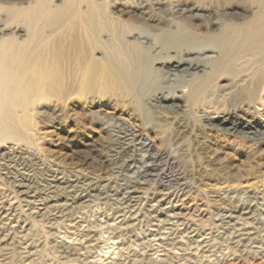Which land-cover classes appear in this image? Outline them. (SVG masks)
I'll use <instances>...</instances> for the list:
<instances>
[{
	"label": "rangeland",
	"instance_id": "374dc122",
	"mask_svg": "<svg viewBox=\"0 0 264 264\" xmlns=\"http://www.w3.org/2000/svg\"><path fill=\"white\" fill-rule=\"evenodd\" d=\"M262 1L0 0V23L20 30L0 40V70L15 68L12 81L34 79L21 63L50 56L54 41L72 57L79 47L91 53L88 7L98 26L92 58L103 71L124 62L136 75L131 92L96 82L86 89L65 58L57 70L63 94L37 89L27 102L2 85L0 108L9 102L11 112L0 114V209L19 225L0 222L5 264H257L260 254L248 241L229 242L219 220L250 204L252 226L264 228V42L263 30L250 31ZM183 28L192 38L178 44ZM219 33L224 44L212 43ZM74 38L76 49L67 45ZM177 62L205 72L173 68ZM162 94L166 103L154 101ZM229 112L263 128L242 136L205 122ZM131 186L138 198L124 220H110ZM158 193L167 196L162 204L151 201ZM181 198L206 205L202 225L175 218ZM158 228L162 251H145Z\"/></svg>",
	"mask_w": 264,
	"mask_h": 264
},
{
	"label": "bare ground",
	"instance_id": "6f19581e",
	"mask_svg": "<svg viewBox=\"0 0 264 264\" xmlns=\"http://www.w3.org/2000/svg\"><path fill=\"white\" fill-rule=\"evenodd\" d=\"M262 3H264V1H262ZM95 7H96V5H95ZM263 8H264V4H263ZM263 8L261 9L262 13L260 14L259 21H257L253 26L250 27V31L254 30L256 32L258 29L263 30L260 34L259 39L264 42V9ZM42 12L44 13V11H42ZM38 13H41V12H39V10H38ZM60 18H61V14H60V17H58V22H59ZM86 20L89 21L88 24H85V25H88V27H89V33L87 31L86 32L90 36V41L92 40L91 41V53H92V51L94 50L95 45H96L95 44L96 43L95 32H96L97 27H98L97 26V15H96V11L94 8L88 7V12L85 15V17H82V22L87 23V22H85ZM0 22H2V21H0ZM71 29H72V27H71ZM184 29L185 28H183V31H181V33L174 36V37H177L176 39H177L178 44H179V41H182V43H183L184 41H186V40L189 41L192 38V36L188 32V29L186 28L187 31L186 30L184 31ZM17 30H19V29H17V28L9 29L4 24L0 23V40L1 41L5 40L6 36H12L13 33L16 32ZM180 30H182V29L180 28ZM245 35H246V33H245ZM248 37H249V34H248ZM71 38H73V37L71 36ZM223 39H224L223 33H219L218 35L211 37L210 40L212 41V43L219 45V44H224V43H222ZM57 41H59V40H57ZM57 41H54L52 43L53 50H52V54L50 56L47 57L44 55V53L40 52L35 57L33 62L28 63V61L27 62L23 61L21 63V65L25 64L26 67H28V68H30V67L34 68V75H35L34 79L28 81L27 79L23 78L24 82L22 84H20V83H17L15 81H12V79L10 78L11 74H14V72L16 74L15 68H12V72H11V70H9L7 68L10 71V73L9 72L3 73L0 70V90H1L2 85H5V87L7 89V94L9 95V98L19 99L20 97L23 96L27 100V102L29 100H31L30 98H33L32 96H33L35 90H37V89L38 90L40 89V91H41V89H44L45 91H53V92L58 93V94H63L64 83H65L64 82V76L61 73H59L60 71L57 72V70L59 68H61V65H60L61 60L66 58L65 60H67L68 64L69 63H75L77 65V67L81 69L82 77H83L82 83L84 85L83 87H85L86 89H89L91 87V85L94 82H96L97 84H100L101 86L105 85V88H107L106 86H109V84H113L114 86H116L117 88H119L125 92H131L130 91L131 90V84L133 81H135L136 75L133 73L130 74V73L126 72V70L124 69L125 68L124 62H122L120 60L122 63H120L119 65L113 66V67L108 68L107 70L103 71L99 67L98 62L94 58H92L91 53L89 52L88 49H86L84 47L81 49H80V47L78 48L80 43L77 42L76 38L72 39L69 44L66 43L68 46L70 45L73 49L78 48L77 49V55H78V53H80V55L76 56V54H74L75 57H72L73 56L72 54L74 52H69L68 50H66V47L61 46L59 44V42H57ZM68 41H69V39H68ZM171 42H176V40L172 39ZM66 44L64 43L65 46H66ZM5 51H6V48L0 46V68H3L4 67L3 65L5 64L4 60H6V59H3V54ZM74 51H76V50H74ZM138 58L141 60L142 63L145 62V60H146L145 53L143 54L141 51H139ZM172 67L179 69V70H183L185 72H191V71L201 72V73L205 72L204 68H201L198 66L193 67V66H190V64L183 65L181 62H177ZM153 71L154 70L148 69V71H146L144 73V76H146V77L152 76ZM154 101L166 103L168 101V97L166 95L162 94L158 97H155ZM8 103H6L8 105V107L4 106L3 108L2 107L0 108V114H2V116L5 117L6 119H9V116H10L9 113L11 112V107L9 106ZM235 118H236L235 115L233 113L229 112V113H226L225 116L217 119L216 123L214 122L215 120L212 121L213 119H211V118H209L205 122L208 126H216V124H219L220 126H222L223 130L229 131V132H231V134H234V135H242V136H247L248 134L253 135L263 128L262 125L260 123H256L255 120H253V121L245 120V122H242V121L236 120ZM119 143H120V141H119ZM124 143H126V142L124 141ZM56 180L59 181V179H56ZM60 182H62V180ZM82 185L87 186L88 188L90 187L87 184L82 183ZM53 186H55V185H53ZM91 189H93V188H91ZM137 193H138V191L134 186H131L129 188H124V191L122 193V197L117 201L116 211H115L114 215L111 216V218H109V219L111 220L114 218H122V220H124L125 215L127 213L128 206H130L131 203L133 201H135L136 198H138ZM150 198H151V201L153 200V201H156L157 204H162V201L165 200V198H167V196L166 195L162 196V194L158 193V194H152V196ZM178 210H179V212L175 215V218L179 219L182 224L190 223V224L199 225L202 222L204 223V221H205L204 217L206 215V205L201 200L181 198L180 203L178 204ZM11 211L12 210L9 211V210L0 209V222L6 226L9 225V226H11V228H13V227L19 226V225H16L17 221H18L16 219V217H17L16 214L14 212H11ZM233 212H237V213L236 214L230 213L227 216V218H224L223 220H219L220 224L226 225L229 229L228 241L231 243H237L240 241H248L249 245H250L249 251H251L254 254H260L257 264H264V228H262L263 226L262 227H256L254 225L252 226V224L250 222V218H251V215H250L251 214V206H250V204H248L246 206H241L236 211H233ZM13 222H16V223L14 224ZM20 228H22V227H20ZM166 228H165V230H166ZM163 231L161 228L160 229L158 228L156 230V232L154 234V236L156 237L155 240H150V243L144 247L145 251H150V250L162 251V235L164 236ZM5 237H6V235H5ZM89 242H90V246H95V247L99 246V240L96 237L90 238ZM153 242H154V244L156 243L157 247H153ZM128 251H130V250H128ZM128 256H129V254H128ZM0 264H5V261H4V258L2 257V255H0ZM224 264H236V263H235V261L233 262L231 259H228L226 262H224Z\"/></svg>",
	"mask_w": 264,
	"mask_h": 264
}]
</instances>
